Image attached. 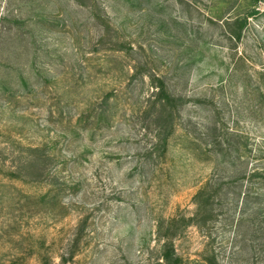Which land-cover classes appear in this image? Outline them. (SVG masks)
Segmentation results:
<instances>
[{"label": "rangeland", "instance_id": "374dc122", "mask_svg": "<svg viewBox=\"0 0 264 264\" xmlns=\"http://www.w3.org/2000/svg\"><path fill=\"white\" fill-rule=\"evenodd\" d=\"M169 244L264 264V0H0V264Z\"/></svg>", "mask_w": 264, "mask_h": 264}, {"label": "trees", "instance_id": "16d2710c", "mask_svg": "<svg viewBox=\"0 0 264 264\" xmlns=\"http://www.w3.org/2000/svg\"><path fill=\"white\" fill-rule=\"evenodd\" d=\"M256 14H257V11L253 10L247 15L246 18L239 20L237 22L238 30L234 31V36L236 39H240L243 29L247 26L248 20L250 18H253ZM160 92H161L162 98L170 101V96L167 92V88L165 84H162V89L160 88ZM200 209H202L201 206H200ZM201 211L202 210H200L199 212ZM163 260L166 264H179L181 262V260L176 256L175 251H174V246H172V244H169L165 247V253L163 255Z\"/></svg>", "mask_w": 264, "mask_h": 264}]
</instances>
